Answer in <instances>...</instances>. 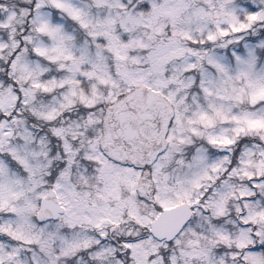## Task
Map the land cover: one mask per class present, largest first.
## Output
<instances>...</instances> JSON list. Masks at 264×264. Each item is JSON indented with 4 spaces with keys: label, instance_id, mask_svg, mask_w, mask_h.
<instances>
[{
    "label": "snow or ice",
    "instance_id": "1",
    "mask_svg": "<svg viewBox=\"0 0 264 264\" xmlns=\"http://www.w3.org/2000/svg\"><path fill=\"white\" fill-rule=\"evenodd\" d=\"M0 264H264V0H0Z\"/></svg>",
    "mask_w": 264,
    "mask_h": 264
}]
</instances>
